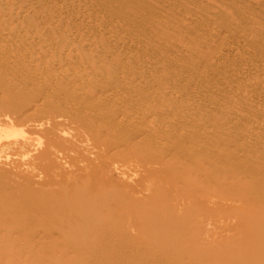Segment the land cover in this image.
<instances>
[{
    "label": "bare ground",
    "instance_id": "obj_1",
    "mask_svg": "<svg viewBox=\"0 0 264 264\" xmlns=\"http://www.w3.org/2000/svg\"><path fill=\"white\" fill-rule=\"evenodd\" d=\"M0 12V127L6 130L0 138L6 139L3 144L8 146L0 149V264H264V164L250 168L243 162L238 165L224 159L220 163L222 159L214 157L219 147L231 149L233 156L228 155V159L233 157L234 162L239 161L236 155L248 149L245 147L264 153V128L256 133L257 128L253 136L241 122L232 124L224 127L228 140H213L211 144L209 136L201 139L210 131L203 124H184L191 127L187 133L178 122H189V116L225 104L189 106L186 96L172 99L169 93L173 88L166 87L160 88L163 92H149V96L158 98L169 91L170 96H164L171 101L162 97L164 105L157 101L147 105L134 97L139 89L149 90V83L137 74L144 65L158 66L156 60L144 58L141 66L127 64L114 70L113 65L97 58L106 55L113 59V55L127 63L129 51L146 48L140 39L123 40L127 30L135 28H128L135 25V19H139L136 30L141 32L154 24L140 12L136 0H0ZM90 20L92 26L86 27ZM214 24L216 31L225 28L226 38L239 33L246 41L245 34L254 23L248 24L250 29L244 28L249 31L242 29L244 33L223 27L224 23ZM80 46H90L92 53H83ZM118 46L125 51L118 54L120 57L113 52ZM222 50L228 58L235 54L230 46ZM176 59L174 54L169 57L170 63ZM210 62L209 67L216 68L214 61ZM233 69L227 72H239ZM224 77L222 74L215 79ZM249 85L263 90L264 76ZM191 95L196 99L206 94L198 88ZM239 95L233 99L240 104ZM249 95L251 100L243 105L246 110H262L264 91ZM180 108L184 112L178 113ZM171 112L175 119L160 122L162 115L156 122L158 115ZM234 133L241 138L248 136L247 140L237 147V142L229 144ZM185 139L199 142L194 145L198 147L192 150L179 144ZM166 140L176 143L165 144ZM60 148L69 151L62 153ZM12 155L28 156L27 162ZM169 171L187 176L168 177ZM219 172L224 173L230 188L241 191L237 198L227 194L223 198L225 208L245 215L226 222L232 225L233 233L227 224L219 227L213 219L206 225L196 220L194 225L190 220L199 207L206 206V213H211L209 209L218 204L203 196L202 190L196 191L195 182L202 174L214 176ZM29 177H36L38 186L22 182ZM142 181L147 183L141 186ZM161 191H173L175 196L162 203L157 199ZM164 206L168 215H164ZM164 219L174 222L176 238L160 248L157 242ZM111 239L116 242L112 244ZM227 253L233 254L229 260L223 257Z\"/></svg>",
    "mask_w": 264,
    "mask_h": 264
},
{
    "label": "rangeland",
    "instance_id": "obj_2",
    "mask_svg": "<svg viewBox=\"0 0 264 264\" xmlns=\"http://www.w3.org/2000/svg\"><path fill=\"white\" fill-rule=\"evenodd\" d=\"M136 3L140 9V12L143 13L145 16L147 15L146 17H149L148 19L152 20V22L154 23L153 24L154 26L150 25L151 28L150 27H147V28L144 27L145 30H143V32H141L142 29H141V31L136 30V25L138 24L136 20H139L137 18L133 21V23L135 22V25L130 24L128 26V28L132 27V26H134L135 28H133V29L127 28L128 30H130L132 32V33L130 32V34H132V35H130L128 33L129 31L127 30V33H125V35H124L126 37H124L123 40L133 41L134 39L135 40L140 39L143 41V43L146 44L145 45L146 48H137V49L129 51V54H130L129 57L130 58L127 61V63L125 60H123V57L121 60H118L119 58L115 59V57H113V55L110 56L113 59L108 58L109 56H106V55H99L97 57V58H99V61L103 60L101 62H104L105 64L110 63L111 66L113 65L112 67H114V68H112V69H114V70H120V68H123L127 64H131V65H138L139 64L141 66L142 65L141 63L142 62L144 63V61H142L144 58L146 60H150L149 57H151L152 58L151 60L154 59L157 61V62L156 61L155 62H156V65H158V66L150 68V66L147 65V67L150 68V69H148V68H146V65H144L145 66V68L143 69L144 73L142 71V72L137 74V76L141 80H145L147 82V84L149 83L148 84L149 90L147 91L146 89H143L140 91V89H139L138 92L134 93V97L139 98V100H141V101H146L144 103L147 105H150V104H152L151 102H155V101H157L156 103L164 105V101H161V99H162V97L164 99H166L167 96H164V95H167L169 93L168 90H167L168 92L162 93V95L159 96L158 98L153 96V95L149 96V95H151V94H149V92H155L156 89L158 91L160 90L163 92V90H161L160 88L168 87V88H173L171 90L174 91V92L170 91L172 93H169V94H172V96H170L169 94H168V96L172 97V99H173V97L176 98L177 95L178 96L184 95L183 98L187 97L186 100L189 101V103H188L189 106H190V104L195 105V103H196V105L202 104V103L205 104V102L206 103L213 102V103H218V104L220 102L222 105L225 104L226 106H224L222 108L210 107V108L204 109V111H203V113H201V115H197L198 117L196 115L189 116L190 117V118H188L189 122H187V121L185 122L183 120H180L178 122V123H180L179 125L181 126V129L184 128L182 130H185V131L187 129L191 130V129H189V128H191L190 126H192L190 124V121H191V123H194V124H197V123L203 124V126L210 129L211 132L208 130L206 132V134H208L205 136L206 138L204 137L201 139L206 140L207 137L209 136V139L212 138V140L208 139L209 140L208 142H210L211 144H213L211 142L213 140H215L216 142L217 141L219 142L220 140H221L220 142H224V141L228 140L229 135H227L228 132H226L224 127H228L229 125H232V124L237 125V123L241 122L239 124L249 128V130H250L249 133L252 135L253 134L255 135L258 131H260L259 129L264 128V108H260L262 110H255L254 112H252V110L248 111L243 106L245 102H246L245 104H248L249 101L251 100V98H250L251 95H249L250 93L253 94L255 91L256 92L264 91V89L262 90V88H259L256 86L254 88H252L249 85V83L251 81H253V79L256 80V79L264 76V59H263L264 58V54H263L264 48L262 49V47H264V44H261L264 42V0L261 1V4L259 3L258 5L255 3V0H254V2H253V0H136ZM2 13L3 12H0V14H2ZM143 14H141V15H143ZM16 17L21 19V17H19L18 15H16ZM165 18H167V19H165ZM20 19H18V20H20ZM115 19H112L113 23L118 22V19L116 21H114ZM150 20H148V24H149V22H150V24H152ZM156 21H159L160 23L156 22ZM87 22H91V23H87ZM252 22L258 28H256V26ZM214 23H216V26L224 23V24H222L223 27L226 26L227 28H230L233 30L237 29L236 32L239 31L240 33L246 32V31H243V32H241V31H242V29L248 27L249 23H250L249 24L250 26L252 24H253V26L251 29L249 28L250 26L248 27L251 31H249L248 28L244 29V30H248L250 32V33L245 34V35L248 34V36H246L248 40L245 41L246 38L245 39L243 38V40L241 38L242 35H244V34L240 35L239 33H236L234 38H229V39L226 38L227 33L224 30L225 28H223L221 30L223 32L220 31L221 32L220 33L219 31L214 30V25H215ZM217 23H219V24H217ZM85 25H86V27H88V26L91 27L92 21L91 20L86 21ZM211 26L213 28H211ZM253 27H254L255 31H254ZM238 29H240V30H238ZM134 30H136V32H133ZM213 30L215 31L214 33H213ZM144 31H146V32H144ZM44 33L46 34V31ZM126 34H128V36ZM214 34H216V35H214ZM249 34H251L250 37H249ZM174 37L176 38V40H174L175 39ZM177 40H178L180 45H178V42H176ZM179 40H181V41H179ZM173 41L177 44H175ZM173 43H174V45H172ZM257 44H259L257 47H260L261 49L255 47ZM176 46L179 49L176 48ZM226 46H230V47L235 48V54L233 55L234 58H233V56L228 58V56L224 54L222 49ZM87 47H89V48H87ZM181 47H183V48L180 51ZM79 49L83 53H89V52H90V54L92 53L91 52L92 49L90 46H80ZM176 49H178L179 52ZM121 50H123V49L118 46L115 48V51H113V52L114 53L116 52L115 54H117V57H120L125 52L124 50L123 51H121ZM256 51H258V52H256ZM121 52H122V54H121ZM158 52H159V54H158ZM164 53L166 56H168L167 57L168 59L165 58V55H162ZM118 54L120 56H118ZM173 54L177 58L176 59L177 63L176 62L170 63L169 57L171 55L173 56ZM256 54H258V55H256ZM100 56H102V57H100ZM114 56H116V55H114ZM246 58H248V59H246ZM258 58H259V60H258ZM109 59H110V61H109ZM96 60L98 61V59H96ZM107 60L109 62H106ZM112 61L117 62V63H114ZM137 61H139V62H137ZM210 61L211 62L214 61L213 63L216 64V68L213 69L212 66L209 67ZM249 61H252L254 63H249ZM121 62H123V63H121ZM115 64H117V65H115ZM107 66L109 67V65H107ZM186 66H189L190 68L185 69ZM232 68L239 69V72L229 74V72H227V70L230 71V69H232ZM235 69H233V70H235ZM178 72H180V76L178 75ZM173 74L174 75L176 74L178 76H176V75L174 76ZM222 74H224V76H225L222 80L215 79L218 75L220 76ZM170 77H172L173 79ZM162 83H165V84H162ZM247 87H249V88H247ZM198 88H200L202 90L204 89V92L206 95L204 97L194 99V98H192L193 94L191 95V93H194L195 90H198ZM165 90L166 89H164V91ZM158 91H156V92H158ZM243 91H245L246 93ZM182 92H184V93H182ZM247 92H248V94H247ZM146 93H147V95H146ZM240 93H242V95ZM236 94H238V95L240 94L239 96H240V98H242L241 100H239L240 104H239V102L236 103V101H234V99H233V96L235 97ZM138 96H140V97H138ZM148 96L152 99L147 98ZM239 96H238V98H239ZM248 96H250V97H248ZM134 97H133V100L137 101V98L134 99ZM170 97H168V99H166V100L171 101ZM169 101H167V102H169ZM188 101H186V102H188ZM147 102L150 104H148ZM191 102H193V103H191ZM126 104H128V103H126ZM181 110L182 109L180 108L179 112L178 111L177 112L182 113V112H184L185 109H183V111H181ZM169 114H171V115H169ZM174 115H176V114H174L173 112L166 113V114H160V115H158L159 117H157L156 122H158L159 119L161 120V118H160L161 116H162V120L160 122L165 121L166 119H167L166 121H169L172 118L175 119L176 116H174ZM250 115H252V116H250ZM138 117H141V116H138ZM135 119H137V118H135ZM261 120H262V122H261ZM232 122H234V123H232ZM260 122L262 124H260ZM184 124L190 125V126H184ZM180 126H179V129H180ZM182 126H184V127H182ZM257 126H260V127H257ZM253 127H255V128L253 129ZM221 128L222 129L224 128V129L221 130ZM3 129H4L3 127H0V134L2 135L1 136L2 138H3V135L6 133V130L3 131ZM188 130L186 131L187 133L190 132ZM219 130H221V131H219ZM255 130H256V133H255ZM2 131H3V133H2ZM28 133H27V135H31V136L34 135V134H30V133L28 134ZM250 134H248V135L251 136ZM234 135L235 136H232V139H231L229 144L237 142V144H235L236 147L240 143L243 144V142H245L247 140V137H248V136H245V138H244V136H243L241 138L242 135H240L239 133H234ZM263 138L261 139L262 143H264ZM188 140H190V141H188ZM188 140L185 139V140L181 141L182 143H179V144L189 146L191 149L193 148L192 150H194V148L196 149V147H198V146H194L197 144V141L194 142L191 139H188ZM215 141H213V142L215 143ZM232 141H234V142H232ZM61 142H64V141H61ZM3 143H6V139L1 140V138H0V149L5 150L8 146L3 144ZM169 143L170 144L173 143L171 145L174 146V144L176 142L174 140H170V141L166 140L165 141V144H169ZM1 144H3V145H1ZM198 144H199V142H198ZM4 146H6V147H4ZM234 147H231V148L233 149ZM245 148H248V149H244L245 150L244 154L236 155L239 158V159L237 158L236 160H239V161L234 162L235 159L233 157L228 159V155L233 156V151H231V149H230V151L227 149L229 151V153H228L227 150L223 147H219V150H218V148L216 149V151L214 152V157L218 158L219 161H220V159H222L220 161V163H222L225 160L226 161L230 160V161H232V163H236L238 165H240V164L243 165V163H244V166H249L250 168L263 166L264 157L261 158V160L259 158L262 155H264L263 151L260 152L258 149L254 150V148H250V147H245ZM58 150L62 153H65V152L67 153L69 151L66 148H60ZM247 150L250 152H248ZM224 154H226L227 157H225ZM256 154H257L258 158L256 156H254ZM259 154H262V155H259ZM2 155H3V152H0V156H2ZM244 155H246L247 157H245ZM11 157H14L15 159H18L19 161H23V162H27V159H28V156L27 157L25 156L26 158L24 159V157L22 158V155H20V156L12 155ZM251 158H254V159H251ZM237 162H239V163H237ZM240 162H243V163H240ZM55 170L56 169H54V171ZM239 171H240L239 169L236 170L237 173H239ZM176 174L178 177L176 176ZM180 174H182V177H185V175H186V173H184V174L179 173L178 174V173H175L173 171H169L167 176L168 177H176V179H179V178H181ZM188 174H190V173H188ZM114 177L117 178L115 175H114ZM209 178H210V180H207ZM225 178L226 177H225L223 172H219L214 176H206L205 174H202L201 177H199L200 182L198 181V177L196 178L197 179L196 181H198V182H195V189H197L196 191L202 190L204 193L202 191L199 193H203V196L205 194V196H208L210 199L218 201V204L214 208L209 209V211L211 213H206V210H207L206 206H204L203 208L199 207L200 209H198V212H196V210H195V212H194L195 214L193 215L194 218L193 217H191L193 219L190 218V220H193L192 223L194 222L193 223L194 225H197L198 224L197 222L201 223L202 225H206V221L213 219V220H216L215 222L219 227H222L225 224H227L230 232L233 233L234 230H232V225L230 224V222L229 223H226V222H228L232 217L240 218L241 216L242 217L245 216V215L241 214V212H236V211L232 212L223 206V202H225V201H223V198H226V197L231 198L232 197V199H234V198H237V196H239L240 192H241L239 189L235 188L234 186L230 188L225 183V181H226ZM22 182L26 183V184H30V185L33 184L35 186L36 185L38 186V179L36 177L26 178ZM145 182L146 181H142L141 186L147 183V182L146 183ZM216 182H217V184H215ZM227 182H228V180H227ZM199 186L201 187L200 189H199ZM235 189H237L239 191H237ZM227 192L228 193L231 192V194H228ZM173 194L175 196V193H173V191H161L158 194L157 199L159 201H161L162 203L163 202L169 203V201L172 200V198H174V197H172ZM224 194H227L229 196L225 195L226 196L225 197ZM192 196L194 197V194ZM192 196H190V195L188 196L190 198L189 201H192V198H193ZM168 203H164V204H168ZM164 208H165V210H167V213L166 214L164 213V215H168V212H169L168 208H166L165 206H164ZM164 208H163V211H165ZM162 215L163 214L161 213L160 216H162ZM195 220L197 222H195ZM163 221L165 222L166 219L162 220L161 223ZM221 222H223L224 224L220 225L219 223H221ZM192 223H191V221L189 222V224H191V225H192ZM153 224H155V223L153 222ZM163 225L164 226L162 227V230L160 233L161 237L158 238V242H157V247H160V248H162L163 246H166L169 241H173L176 238V233H175L176 227L174 226L175 225L174 222L172 223L171 221H169L167 219L166 223H163ZM194 225H192V226H194ZM135 232H136V230L133 231V233H135ZM191 237L198 239V237H195L193 235H191ZM144 239L148 240V237L144 236ZM110 242L113 244L116 242V239H111ZM232 256H233L232 253H230V254L227 253V254H224L223 257L225 259L229 260L230 258H232Z\"/></svg>",
    "mask_w": 264,
    "mask_h": 264
}]
</instances>
